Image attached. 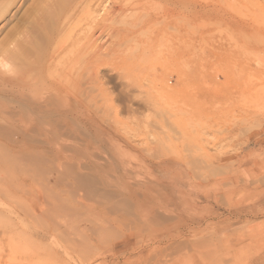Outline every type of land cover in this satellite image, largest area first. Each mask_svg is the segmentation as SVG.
<instances>
[{
    "label": "rangeland",
    "instance_id": "obj_1",
    "mask_svg": "<svg viewBox=\"0 0 264 264\" xmlns=\"http://www.w3.org/2000/svg\"><path fill=\"white\" fill-rule=\"evenodd\" d=\"M8 47L16 81L61 72L52 53L90 61L94 120L138 151L108 175L154 190L130 226L84 190L50 196L48 176L5 167L0 149V264H264V0H0V58ZM108 143L109 170L123 154Z\"/></svg>",
    "mask_w": 264,
    "mask_h": 264
},
{
    "label": "bare ground",
    "instance_id": "obj_2",
    "mask_svg": "<svg viewBox=\"0 0 264 264\" xmlns=\"http://www.w3.org/2000/svg\"><path fill=\"white\" fill-rule=\"evenodd\" d=\"M12 47L15 48V46ZM14 48L8 47L0 58V149H5L11 154L4 166L10 167L22 163L21 166L26 165L32 169H30L31 171L48 176V180L52 183L49 185V195L54 198L60 196L61 193L53 188L59 185H69L70 189L74 190L73 193L75 190H84L85 198L87 194L97 197L103 203L110 204L111 210H115L113 207L119 205L120 209L124 211L123 215L127 216V223L130 226L138 227V216L133 215L134 211H138L137 206L142 203L139 200L141 196L143 203L150 206V196L154 185L150 186V183L145 181L137 183L135 186L126 184L119 176H116L117 180L110 179L111 176L108 175V172L114 173L115 176V172L122 169L121 167L126 162L132 164L133 156L135 154L137 157L138 153L136 152L138 151L127 138L121 135L118 129L109 125V128L100 126V123L94 120L93 114L95 111L99 113L98 107L95 108V104L89 103H95L93 99L96 95L93 93L98 89L99 80L92 73L91 62L84 59L69 60L65 56H60V52L52 53L44 58V61L47 62L46 67L49 68L55 60L63 61L66 66L62 68L61 72L57 74L38 72L33 80L19 79L16 81L14 75L11 74L13 63L15 64L16 61V58L13 57H15L14 53L17 48ZM12 61L14 62L12 63ZM93 62L95 65H100L102 59L96 57L93 58ZM75 66L80 68L76 73L73 71ZM114 124L116 126L118 123ZM102 137H105V141ZM108 140L110 153L123 154L118 160L112 158L108 160L109 167H111L109 170L105 167L107 161L105 162L104 158L106 157L99 158L100 153L104 152L102 150ZM20 169L24 171V169ZM21 181L25 183L24 178ZM61 198L63 197L56 200L60 201ZM76 200L77 205L83 202L80 194ZM147 205H145L144 211L150 213V208ZM64 206L67 207V204ZM62 207L56 203L51 208L60 210ZM74 207L78 208L75 205ZM51 208L49 212L53 213L55 210L53 211ZM46 213H48V209ZM66 213L67 211L65 215ZM155 213L153 215L157 219L159 215ZM144 217L141 216L140 220L145 219ZM97 230L99 231V229ZM120 232H122L121 229ZM123 234L128 237L127 232ZM74 240L76 238L71 241ZM181 246L179 245V247ZM119 247L121 246L119 245Z\"/></svg>",
    "mask_w": 264,
    "mask_h": 264
},
{
    "label": "crops",
    "instance_id": "obj_3",
    "mask_svg": "<svg viewBox=\"0 0 264 264\" xmlns=\"http://www.w3.org/2000/svg\"><path fill=\"white\" fill-rule=\"evenodd\" d=\"M260 203H261V201H260ZM263 203H264V201H263ZM263 205V204H262ZM212 209V208H211ZM245 210V211H244ZM237 212V211H236ZM252 211H250L248 208H245V209H243V210H239L237 213H236V215H233L232 214V217H231V214L230 213H228V215H226L225 216V218L224 219H229L230 218V220H232V221H235V222H237V221H244V220H250V218L252 217V216H250V215H254V213H251ZM261 213L259 212L257 215L259 216ZM223 215H225V214H223ZM242 215V216H241ZM261 215H263V214H261ZM230 216V217H229ZM255 218V217H254ZM217 221V220H216ZM225 221V220H224ZM223 221V222H224ZM222 222V223H223ZM231 223V222H230ZM219 224L220 223H218V222H214V225H216V226H219ZM118 250H122V247H117L116 248V251H118ZM262 262L261 261H255L254 262V264H261Z\"/></svg>",
    "mask_w": 264,
    "mask_h": 264
}]
</instances>
